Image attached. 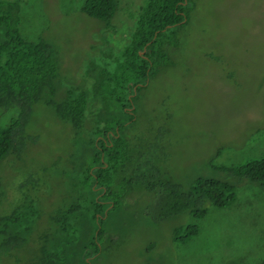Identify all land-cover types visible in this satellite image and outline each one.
Instances as JSON below:
<instances>
[{
    "label": "rangeland",
    "instance_id": "rangeland-1",
    "mask_svg": "<svg viewBox=\"0 0 264 264\" xmlns=\"http://www.w3.org/2000/svg\"><path fill=\"white\" fill-rule=\"evenodd\" d=\"M9 1L20 4L22 36L30 42L43 38L57 51L55 99L89 86L84 75L104 53L105 27L82 12L85 0ZM118 1L114 25L121 34L109 43L117 50L125 37L123 20H131L148 0ZM189 4L174 64L138 93L136 124L128 129L131 136L171 130L169 166L185 187L198 176L224 177L221 167L264 157V0ZM18 113L0 110V128ZM28 134L38 136L37 143L21 158L0 162L4 208L25 204V196L35 198L38 186L18 190L32 176L41 178L43 207L53 211L72 200V186L82 176L77 153L88 136L59 120L45 102L34 107ZM236 194L227 208L208 206L207 216L197 222L199 235L186 244L175 243L172 230L193 219L155 223L144 214V196L133 195L129 205L107 217L101 252L91 264H264V191L243 182ZM42 221L33 225L27 250L0 255V264H30L36 239L49 229L48 220Z\"/></svg>",
    "mask_w": 264,
    "mask_h": 264
},
{
    "label": "trees",
    "instance_id": "trees-1",
    "mask_svg": "<svg viewBox=\"0 0 264 264\" xmlns=\"http://www.w3.org/2000/svg\"><path fill=\"white\" fill-rule=\"evenodd\" d=\"M119 9L118 0L84 1L82 12L104 23V53L84 75L89 86L56 100L55 47L43 38L27 41L20 31L19 2L0 0V110H19L0 128V162L21 158L29 144L37 143L38 136L29 135L28 126L40 102L76 133L88 136L77 153L82 176L72 186V200L53 211L47 209L49 216L43 207L41 178L33 181L30 176L23 182L20 191L38 186L35 198L25 196V204H10L9 210L4 208L0 184V255L26 251L33 225L46 218L49 229L36 239L30 264H91L101 252L107 217L137 194L144 196V214L155 223L182 216L194 220L172 230L173 241L186 244L199 235L197 222L207 216L208 206H230L241 183L264 191V157L221 167L224 177L198 176L185 187L169 166V128L160 127L152 135L128 134L136 124L133 107L138 93L174 64L178 33L188 23L191 6L189 0H148L134 18L123 20L125 37L117 50L109 43L121 34L114 25ZM221 153L222 148L216 156Z\"/></svg>",
    "mask_w": 264,
    "mask_h": 264
}]
</instances>
